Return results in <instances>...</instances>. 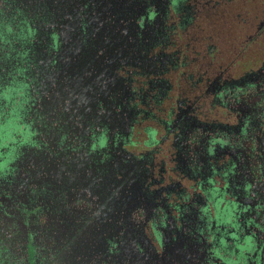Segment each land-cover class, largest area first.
Segmentation results:
<instances>
[{
  "label": "flooded vegetation",
  "instance_id": "af4514ba",
  "mask_svg": "<svg viewBox=\"0 0 264 264\" xmlns=\"http://www.w3.org/2000/svg\"><path fill=\"white\" fill-rule=\"evenodd\" d=\"M0 264H264V0H0Z\"/></svg>",
  "mask_w": 264,
  "mask_h": 264
}]
</instances>
